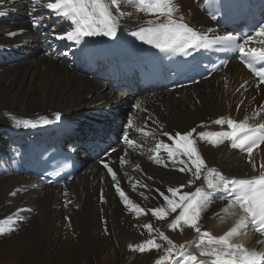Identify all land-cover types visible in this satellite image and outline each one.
Returning <instances> with one entry per match:
<instances>
[{"label": "bare ground", "instance_id": "1", "mask_svg": "<svg viewBox=\"0 0 264 264\" xmlns=\"http://www.w3.org/2000/svg\"><path fill=\"white\" fill-rule=\"evenodd\" d=\"M48 2L0 0V221L4 222L0 227L5 228L0 233V264H155L171 247L161 232L177 246L168 264L181 259L179 245L198 260L213 259L201 255L199 234L193 228L183 223L175 230L168 227L180 209L170 212L161 192L178 201L197 187L211 191L204 183L207 169H202L199 180L192 171H180L182 167L194 171V166L183 151L175 152V134L195 129L191 139L200 156L207 167L225 177L258 176L264 164V143L252 152L250 162L249 154L232 147L230 140L208 133L230 129L227 123H215L221 117L238 122L247 117L252 127L264 123L263 85L236 60L222 73L174 91L159 84H139V73L130 65L124 68L117 49L107 53L97 48L100 35L84 36L79 43L61 39L66 33L62 27L68 24L69 32L75 24L45 7ZM174 3L178 6L174 18L182 16L183 22L205 34L223 33L202 11L205 0ZM118 4L113 6L114 15L122 27L133 28L152 19L167 21L159 13L142 10L139 0H118ZM34 20L40 23L34 25ZM261 41L264 37L255 34L246 49L261 47ZM12 57L25 60L4 63ZM131 95H135L134 106ZM129 106L134 115L124 122L121 114ZM18 120L32 121L34 126L25 127ZM93 121L112 123L110 137L123 127L119 142L107 138L113 144L110 152L102 151L103 133L100 123ZM125 132L134 144L125 141ZM44 143H58L74 157L80 156V170L71 181L59 187L45 185L23 160ZM97 148L100 156L91 158ZM168 149L175 153L171 158ZM15 158L22 170L15 169ZM103 160L107 167L101 165ZM192 180L195 183H189ZM117 187L145 212L137 215ZM170 187L179 190L176 197L167 191ZM212 195L199 227L219 237L235 226L241 212L238 207L222 211L228 204L226 196L221 191ZM161 208L168 212L163 219L150 211ZM193 236L196 239L190 240ZM149 239L161 247L143 252L135 248ZM230 242L264 253V239L242 229ZM202 247L217 245H208L205 238Z\"/></svg>", "mask_w": 264, "mask_h": 264}, {"label": "snow or ice", "instance_id": "2", "mask_svg": "<svg viewBox=\"0 0 264 264\" xmlns=\"http://www.w3.org/2000/svg\"><path fill=\"white\" fill-rule=\"evenodd\" d=\"M142 10L148 12H155L163 15L167 18L166 23H161L156 27L149 28L147 31H141L140 33H134L138 35L139 39L146 40L150 44H155L157 48L161 50H180L185 51L188 48L198 47L202 40L206 39L201 33L195 29L189 27L183 22V17L179 19L174 18V14L178 11V6L174 3V0H139ZM119 7L118 0H49L45 5L48 9H52L59 15L70 19L75 28L72 31L66 32L62 35L61 39H68L79 43L84 36L104 35L115 36L117 18L114 15V7ZM34 25L39 24V20H34ZM258 37H264V25H261L256 33ZM217 39H223L218 37ZM253 37H249V41ZM247 43V42H246ZM261 47H250L246 49V44L238 46L239 52L242 54V59L246 66L252 70L256 76H258L261 82H264V41H261ZM261 62L260 66H257V62ZM247 83V82H245ZM243 87V85H242ZM137 107H139L137 105ZM57 118H60L57 113ZM17 124H23L25 127L33 125L32 121H16ZM47 123V121H45ZM131 123V122H130ZM217 124L227 123L230 127V131L210 134L213 136L223 137L231 141L232 147L240 148L249 154L251 162V154L253 150L264 143V123L257 124L252 127L248 123L246 117L242 121H235L231 118L227 120L224 117L216 120ZM193 129L185 134L176 133L178 142L175 146V152L183 151L194 166L182 167L180 171H192L196 180L201 177L202 169H207V175L204 176V183L207 184V188L211 191H205L203 187H197L194 192H184L179 196V200L169 198L163 192L160 195L165 201L170 212L175 213L177 209H180L179 214L175 216L172 222L168 225L169 228L175 230L183 223L193 228L199 234L198 247H201L202 256L213 257L211 260H198L193 254H187L183 251L184 246L179 245L177 255L181 258L177 261V264H261L264 262V253L249 251L242 244H233L230 242V238L242 229L248 226L251 222L255 226V231L264 233V164L260 165V174L251 178H228L225 177L215 168L207 167L205 161L200 156L195 145V141L191 139ZM169 135V133H164ZM203 138L205 133H199ZM124 139L127 143H133L128 140V133H124ZM222 142V140H213L212 143ZM161 145H157L159 149ZM166 148L168 146H165ZM174 151L168 149V156L171 158L174 156ZM151 158V157H150ZM157 162L159 160L157 159ZM121 163H124L122 160ZM183 164L184 161H181ZM107 167V165H105ZM138 167V166H137ZM255 168L256 165L253 164ZM112 172V169H108ZM113 179H115V173L113 172ZM189 183H195V180L189 181ZM183 187V186H181ZM227 193L224 199L228 200L227 206L222 210L227 212L230 208L238 206L240 209V216L235 223V226L225 232L222 236L215 237L206 231H202L199 227V219L202 212L206 211L213 202V193L220 190ZM117 191L124 199L126 204H131V209L140 215L145 212L137 204H132L129 201L125 193L117 187ZM167 191L172 194V197H176L179 190L177 188H168ZM219 198V197H218ZM152 214L160 219H163L168 215L164 209L150 210ZM11 217L8 218L9 223ZM4 222L0 221V224ZM145 228L151 232L150 225L145 224ZM5 228L0 227V233L4 232ZM160 237L167 241L171 246L165 249L166 255L159 257L155 264H165L166 261L174 259L172 256L173 250L177 249V246L169 239L164 233H160ZM207 239L208 245H217V247L203 248ZM130 248L134 247L132 245ZM160 244L155 242V239H149L143 244L135 246L139 251L143 252L149 248L159 249Z\"/></svg>", "mask_w": 264, "mask_h": 264}, {"label": "rangeland", "instance_id": "3", "mask_svg": "<svg viewBox=\"0 0 264 264\" xmlns=\"http://www.w3.org/2000/svg\"><path fill=\"white\" fill-rule=\"evenodd\" d=\"M152 22H153V19H152ZM67 29H68V24L67 25H65V26H63L62 27V31H66L67 32ZM25 59H18V58H16V57H12V58H9V59H6L5 61H4V63H9V62H11V63H13V62H20V61H24ZM76 69L77 70H79L80 72H82L83 73V71L81 70L82 68L81 67H76ZM225 79V78H224ZM130 104L132 105L133 104V106L136 104V99L135 98H132V99H130ZM131 108V109H130ZM129 110V111H128ZM130 114V115H129ZM133 115H134V109L132 110V107L131 106H129L126 110H125V112H123V114H121V119L124 121V122H127V121H130L132 118H133ZM132 116V117H131ZM130 117V118H129ZM92 124H99V123H101V122H97V121H93V122H91ZM103 123H105V122H103ZM102 123V124H103ZM107 124H108V126H109V128H110V131L111 130H113L114 128H113V126H111V124H109V122H106ZM129 123V122H128ZM133 124H136V122L134 121L133 122ZM123 126H125V125H123ZM89 127H92V126H89ZM122 129H123V127H121L118 131L119 132H121L122 131ZM105 136H106V134H105ZM92 138V137H91ZM118 139L120 140L121 139V137H118ZM90 140L91 139H89L88 140V143H90ZM102 142H106V144H107V141H102ZM108 145V144H107ZM102 148H105V146H102ZM108 148H109V146H108ZM92 151V150H91ZM99 155V152H96L94 155H92V156H90L91 158H96L97 156ZM91 158H88V160L90 161L91 160ZM104 161H102L101 162V164L104 166V163H103ZM196 239V236L194 237H192L190 240H192V239ZM190 240H188V241H190ZM189 248H191V245H189L188 246ZM166 264H168V262L166 261L165 262Z\"/></svg>", "mask_w": 264, "mask_h": 264}]
</instances>
